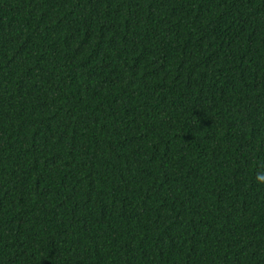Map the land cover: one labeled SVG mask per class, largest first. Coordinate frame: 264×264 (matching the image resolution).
I'll return each mask as SVG.
<instances>
[{
  "label": "trees",
  "instance_id": "obj_1",
  "mask_svg": "<svg viewBox=\"0 0 264 264\" xmlns=\"http://www.w3.org/2000/svg\"><path fill=\"white\" fill-rule=\"evenodd\" d=\"M264 0H0V264H264Z\"/></svg>",
  "mask_w": 264,
  "mask_h": 264
},
{
  "label": "clouds",
  "instance_id": "obj_2",
  "mask_svg": "<svg viewBox=\"0 0 264 264\" xmlns=\"http://www.w3.org/2000/svg\"><path fill=\"white\" fill-rule=\"evenodd\" d=\"M255 180L257 184H264V170L257 172Z\"/></svg>",
  "mask_w": 264,
  "mask_h": 264
}]
</instances>
